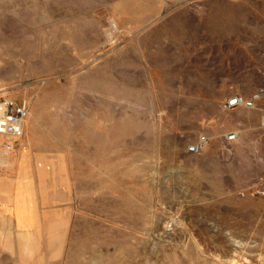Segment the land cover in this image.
I'll list each match as a JSON object with an SVG mask.
<instances>
[{
  "label": "rangeland",
  "instance_id": "1",
  "mask_svg": "<svg viewBox=\"0 0 264 264\" xmlns=\"http://www.w3.org/2000/svg\"><path fill=\"white\" fill-rule=\"evenodd\" d=\"M0 98L43 220L0 264H264V0H0Z\"/></svg>",
  "mask_w": 264,
  "mask_h": 264
},
{
  "label": "built area",
  "instance_id": "2",
  "mask_svg": "<svg viewBox=\"0 0 264 264\" xmlns=\"http://www.w3.org/2000/svg\"><path fill=\"white\" fill-rule=\"evenodd\" d=\"M261 99L260 94H255L247 99L242 96L234 95L223 104L225 110L233 108H254L255 104ZM28 105L26 102H17L9 98H0V136L20 138L23 134V125L28 115ZM260 125L264 127V115L261 118ZM236 133H228L224 136L226 143L236 140ZM209 138L206 136L199 137L194 143L188 146V152L198 154L208 143ZM4 148L7 151L12 149V145L6 143Z\"/></svg>",
  "mask_w": 264,
  "mask_h": 264
},
{
  "label": "crops",
  "instance_id": "3",
  "mask_svg": "<svg viewBox=\"0 0 264 264\" xmlns=\"http://www.w3.org/2000/svg\"><path fill=\"white\" fill-rule=\"evenodd\" d=\"M2 140L4 139H1V143ZM21 148L22 146L18 148L19 153H21ZM8 159L15 160V162H17V164L15 165L17 169V173L14 170L13 175L11 173L7 175L6 173L8 172L7 170L8 168H5V166L1 164V160H0V171L6 169L3 172H0V218L4 217L9 221H11L13 227L16 230L37 229L40 227L39 223H41L43 220H41V214L37 207L38 204H37L36 194L33 193L30 188L27 187H25V189L27 190L26 193H24V189L22 188H18V191L14 189V185L16 181L15 178L18 176V173L22 172L23 168L27 164V161H25V159L21 156L15 157V159L12 158H8ZM18 170L20 172H18ZM3 175L7 178H3ZM8 181H13V182L12 184H5ZM18 186L20 187L21 184H19ZM16 195H20V197L22 196L24 206L17 207L16 204H14V202L11 200ZM22 214L23 216H20ZM19 216L20 219H18Z\"/></svg>",
  "mask_w": 264,
  "mask_h": 264
},
{
  "label": "bare ground",
  "instance_id": "4",
  "mask_svg": "<svg viewBox=\"0 0 264 264\" xmlns=\"http://www.w3.org/2000/svg\"><path fill=\"white\" fill-rule=\"evenodd\" d=\"M30 116V115H29ZM27 122V121H26ZM0 138H2V137H0ZM4 138V137H3ZM6 138H8V137H6Z\"/></svg>",
  "mask_w": 264,
  "mask_h": 264
}]
</instances>
